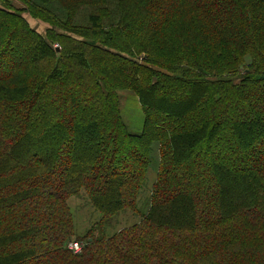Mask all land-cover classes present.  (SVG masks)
<instances>
[{
    "label": "trees",
    "instance_id": "1",
    "mask_svg": "<svg viewBox=\"0 0 264 264\" xmlns=\"http://www.w3.org/2000/svg\"><path fill=\"white\" fill-rule=\"evenodd\" d=\"M0 264H264V0H0Z\"/></svg>",
    "mask_w": 264,
    "mask_h": 264
},
{
    "label": "rangeland",
    "instance_id": "2",
    "mask_svg": "<svg viewBox=\"0 0 264 264\" xmlns=\"http://www.w3.org/2000/svg\"><path fill=\"white\" fill-rule=\"evenodd\" d=\"M85 14H86V11L84 12V14H82L84 19L87 18V14L86 15ZM32 21H33L32 23L38 26V29L46 36L49 26L37 19H32ZM58 45L59 44L56 43L54 46L59 47ZM121 101H122V114H123L126 124L134 132L141 131L144 126V111H143L142 105L140 104L138 98L133 93L125 92V93H122ZM217 139L215 138L213 141H211V143H208L209 147H213L212 146L213 144L218 146L219 144H218ZM257 139H258V135L256 138H254L249 143L246 149L252 150L253 146L257 143ZM158 147H159L158 145H155V151H153L152 157L154 158V161L150 165V170L148 173L149 185H148L147 190L143 191L144 196L150 195V188L154 182V179L157 176L158 161H159L158 150H157ZM206 166L207 164L206 162H204L203 166L201 167V171H204L206 169L205 168ZM53 183L55 187L58 189V186H57L58 183H56V179ZM41 191L46 192L47 188H42ZM87 197L88 196L85 193V191L82 190V193L80 196H74L70 198L69 200L71 210L73 213V219H74L73 222L75 224V231L78 235L80 234L82 236L85 235L88 232V230L96 226L101 218V214L95 210L92 203L88 199L89 197L88 198ZM140 205L145 208L147 206V203H145L144 200L141 198ZM131 216H132L131 211H128L127 213L120 215V217L118 218V221H116L117 220L116 219L114 221L113 226L107 230L108 235L114 232H117L118 230H120L126 225H129V223L133 219V218H130ZM68 246L70 248V244Z\"/></svg>",
    "mask_w": 264,
    "mask_h": 264
},
{
    "label": "built area",
    "instance_id": "3",
    "mask_svg": "<svg viewBox=\"0 0 264 264\" xmlns=\"http://www.w3.org/2000/svg\"><path fill=\"white\" fill-rule=\"evenodd\" d=\"M70 247H71L73 250H75L76 252L80 251L81 248H82L79 242H72V243L70 244Z\"/></svg>",
    "mask_w": 264,
    "mask_h": 264
}]
</instances>
